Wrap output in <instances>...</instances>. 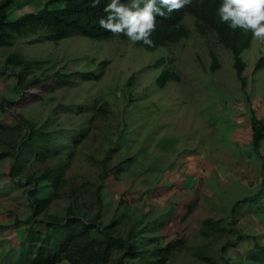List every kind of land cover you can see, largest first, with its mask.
Masks as SVG:
<instances>
[{
	"label": "rangeland",
	"instance_id": "obj_1",
	"mask_svg": "<svg viewBox=\"0 0 264 264\" xmlns=\"http://www.w3.org/2000/svg\"><path fill=\"white\" fill-rule=\"evenodd\" d=\"M44 2L15 0L8 17ZM184 22L189 37L154 50L82 34L55 41L28 33L0 42V69L16 53L31 62L27 77L52 75L20 94L14 71L21 67L0 73V123L8 126L0 127V150L25 133L15 127L17 113L56 135L54 154L40 160L28 152L17 174L22 184L8 174L12 157L0 159V264H29L22 252L33 223L25 221L33 212L26 189L34 185L26 178L48 167L65 184L55 190L41 180L36 195L50 201L36 218L94 221L90 236L98 228L123 238L134 232L137 255L113 240L109 264H159V249L168 243L166 264H264L250 259L256 242L264 246V197L232 211L236 200L264 195V140L256 153L251 128L252 113L264 119V65L256 69L264 42L253 39L242 53L243 86L231 50L215 33L200 34L192 15ZM166 66L179 79L161 87L157 76ZM5 98L9 111L1 109ZM36 228L45 231L47 224Z\"/></svg>",
	"mask_w": 264,
	"mask_h": 264
},
{
	"label": "trees",
	"instance_id": "obj_2",
	"mask_svg": "<svg viewBox=\"0 0 264 264\" xmlns=\"http://www.w3.org/2000/svg\"><path fill=\"white\" fill-rule=\"evenodd\" d=\"M15 0L0 1V42L11 43L17 35H25L28 33H41L43 39H51L58 41L63 37L71 34H82L85 36L104 38L128 39L125 35L114 36L110 32L99 26V19L106 14L103 8L110 0H100L97 7H92V0H45L44 4L36 11L26 12L15 19L8 16V8ZM125 3L129 0H124ZM222 0H204V2L194 3L180 11L171 13L167 19L157 17V27L152 33L151 39L154 46L149 47L142 42L135 43L147 50H154L160 46H168L177 43L183 38L189 37L190 29L185 24L184 18L187 14L194 17V25L197 31L203 36L210 32L215 33L217 39L225 47L231 50L234 58V67L238 78L242 85L245 86V77L243 70L246 62L242 56L243 51L248 48L253 40L251 32H243L240 29L232 30L228 24L220 22L218 16V8ZM129 40V39H128ZM212 57V69L219 66L217 54L214 50H210ZM164 62L163 58L157 61L158 65ZM31 62L24 56L12 53L7 59L4 67L0 69V73L8 72L9 66H20L19 70L14 71L16 76V88L22 94L28 89V86H40L48 81L52 75H33L27 77L26 67H30ZM264 65V54L260 56L256 62V69ZM92 73H89V76ZM58 81L63 82L65 79L62 75H58ZM170 79H179V74L171 67L166 66L157 76V83L163 87ZM53 88V85H50ZM36 97V93H29ZM12 101L3 99L1 101V109L9 111ZM17 124L15 127L24 130L25 133L19 141H13L8 147L0 150V159L7 156L12 157L10 170L8 174L18 183L17 174L28 157V152L35 155L36 158L44 160L49 155L56 152V135L51 131L40 128L29 118L17 113ZM1 128H8L0 123ZM252 128V147L256 153H260V145L264 140V119L257 117L255 113L251 115ZM43 178L51 181L55 190L65 184V179L61 173H53L52 168H46L41 174L31 173L27 176L28 182L33 183V188L26 189L29 197L32 199L33 212L25 221L31 222L27 227L26 250L22 252L25 258L29 259V264H52L66 259L70 264H109L114 250L112 241H116L124 247L125 253L129 255H137L136 246L132 243L134 235L130 231L127 238L115 236L109 231L98 228V236H90L89 230L97 227L94 221H84L81 217L71 216L65 220L52 217L48 221L36 218L50 201V197L41 198L36 195L38 185ZM264 197L262 191L253 195L245 196L241 200L233 203L232 211L235 213L240 203L253 201L256 204L261 202ZM20 221V219H17ZM46 223L45 231L36 228L37 223ZM80 225L79 230H76ZM238 233H241L238 229ZM242 238V236H241ZM233 246L234 242H228ZM258 251L253 253L251 260H258L264 263V246L256 242ZM172 244L168 243L161 247L158 252L157 262L166 264L172 252ZM123 261V258L120 257ZM256 261V262H258ZM224 264H232L229 260H225ZM257 264V263H255ZM262 264V263H261Z\"/></svg>",
	"mask_w": 264,
	"mask_h": 264
},
{
	"label": "clouds",
	"instance_id": "obj_3",
	"mask_svg": "<svg viewBox=\"0 0 264 264\" xmlns=\"http://www.w3.org/2000/svg\"><path fill=\"white\" fill-rule=\"evenodd\" d=\"M203 3L204 0H195ZM194 0H110L103 8L105 16L99 19V26L114 36L121 34L133 42L154 46L151 39L157 27V17L167 19L176 11L191 6ZM100 0H92L97 7ZM220 22L232 30L251 32L253 39L264 42V0H222L218 8Z\"/></svg>",
	"mask_w": 264,
	"mask_h": 264
}]
</instances>
